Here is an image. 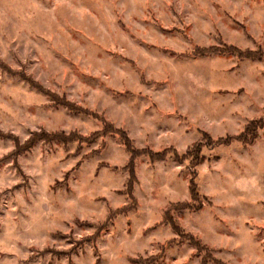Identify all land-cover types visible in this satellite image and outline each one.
<instances>
[{
	"label": "rangeland",
	"instance_id": "1",
	"mask_svg": "<svg viewBox=\"0 0 264 264\" xmlns=\"http://www.w3.org/2000/svg\"><path fill=\"white\" fill-rule=\"evenodd\" d=\"M263 116L264 0H0V264H264ZM104 127L178 161L128 192L116 135L22 146Z\"/></svg>",
	"mask_w": 264,
	"mask_h": 264
},
{
	"label": "trees",
	"instance_id": "2",
	"mask_svg": "<svg viewBox=\"0 0 264 264\" xmlns=\"http://www.w3.org/2000/svg\"><path fill=\"white\" fill-rule=\"evenodd\" d=\"M234 53L237 57L239 56L240 58H243V59L247 58V55H246L247 53H238V54H236V52H234ZM261 129H264V116L262 118H260L259 120H257L255 122L254 126H251L250 124L246 125L242 131V134L239 135L237 137V139H239V140L242 139V141L246 145L250 144L257 137V131L261 130ZM107 134L118 136L120 138L122 144L124 145V147L127 149L128 153H129V156H130L129 163L124 167L128 173V180L125 184V187H126L128 192L131 190L133 184L135 183L133 162L139 156L142 155V156L147 157L150 162L164 161L168 158L173 159L175 161H178L179 155L172 150L171 151L170 150H163V151H159V152L145 151L143 153H138L134 148H132L129 145V141L124 136V134L121 130H119V129L115 130V129H112L110 127H104L101 131L93 133L88 138H77L73 134H69L67 136H64L63 134L46 135L44 133H35V134H32L30 136V138L22 146H24L25 149H27V148L33 147L37 142H43V143L51 144L54 142L70 143V142H73L76 140H78L80 143L91 144L95 140H97L99 137L103 138ZM248 135H249V137L247 138L246 136H248ZM223 140L224 141H219L217 143L219 145H228L230 143V141L233 140V138L228 139V137H227ZM195 147L196 146H192L191 148L187 149L186 152L182 156L184 160L187 159L190 161V164L192 167H195L197 165L198 156L200 158V153H201V149H199L198 153L195 154L193 152ZM25 149H23V150H25ZM194 161H196V162H194ZM199 161H200V159H199ZM189 195H190V202L191 203L195 202L199 196V194L197 192V186H196V181H195L194 176H192L190 179ZM183 206H185V207H183ZM186 209L187 210H193L194 207L189 203L171 205L170 207H168L167 209L164 210L163 220L167 223V225L170 227L172 232L178 238H182L183 236H185V239L188 242H190L198 252L206 251V248L204 246L200 245L198 240L194 239L191 236L185 235L181 231L180 227L176 224V222L174 221V219L171 216L172 213L174 214V213L178 212V210L181 211V210H186Z\"/></svg>",
	"mask_w": 264,
	"mask_h": 264
}]
</instances>
